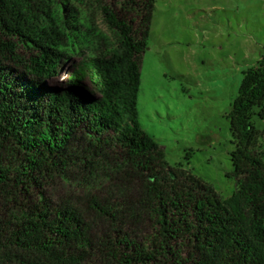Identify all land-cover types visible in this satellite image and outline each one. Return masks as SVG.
<instances>
[{
	"label": "trees",
	"instance_id": "16d2710c",
	"mask_svg": "<svg viewBox=\"0 0 264 264\" xmlns=\"http://www.w3.org/2000/svg\"><path fill=\"white\" fill-rule=\"evenodd\" d=\"M156 1L92 0L110 43L65 0H0V264H264V64L226 115L222 198L139 122Z\"/></svg>",
	"mask_w": 264,
	"mask_h": 264
},
{
	"label": "rangeland",
	"instance_id": "374dc122",
	"mask_svg": "<svg viewBox=\"0 0 264 264\" xmlns=\"http://www.w3.org/2000/svg\"><path fill=\"white\" fill-rule=\"evenodd\" d=\"M64 6L114 43L92 0H65ZM90 41L93 52L97 40ZM260 62L264 64V0L156 1L142 64L139 122L170 166L182 165L222 198L237 189L227 177L235 146L226 115L243 72ZM65 77L60 74V81ZM253 123L264 132V121L255 117ZM256 149L264 152V134Z\"/></svg>",
	"mask_w": 264,
	"mask_h": 264
}]
</instances>
